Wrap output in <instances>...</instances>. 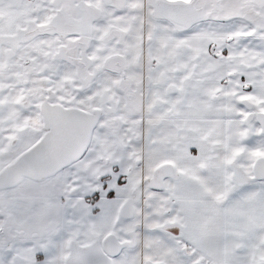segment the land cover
Instances as JSON below:
<instances>
[{"label":"snow or ice","instance_id":"6c2138e0","mask_svg":"<svg viewBox=\"0 0 264 264\" xmlns=\"http://www.w3.org/2000/svg\"><path fill=\"white\" fill-rule=\"evenodd\" d=\"M0 264H264V0H0Z\"/></svg>","mask_w":264,"mask_h":264}]
</instances>
